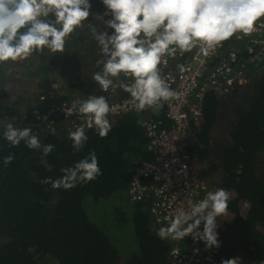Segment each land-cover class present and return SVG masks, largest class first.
<instances>
[{"label": "trees", "instance_id": "1", "mask_svg": "<svg viewBox=\"0 0 264 264\" xmlns=\"http://www.w3.org/2000/svg\"><path fill=\"white\" fill-rule=\"evenodd\" d=\"M235 43L229 40L224 49ZM7 65L0 67V81ZM252 78L248 87L226 97L209 92L204 120L190 135L191 174L209 182L212 190L223 187L233 194L229 204L233 218L226 224L223 241L238 247L244 264L264 261V70ZM44 79L49 86L46 75ZM73 87V91L108 95L88 76ZM73 91L44 93L25 110L0 99V122L15 119L19 127L31 126L28 123H36V115L72 101ZM165 114L164 106L159 113L148 109L121 115L111 121L112 130L104 138L88 129V142L80 152L72 148L70 129L63 122L52 132L33 129L42 144L55 145L47 157L23 143L9 146L0 123V264H168L173 241L156 235L159 228L149 203L138 202L134 209L124 210L120 199L127 197L138 165L156 157L148 149L144 119L167 125ZM214 133L219 144L213 145ZM93 149L103 172L96 180L71 190L42 183L44 178L60 177L62 168ZM9 153H15L16 159L4 167L2 158ZM242 204L247 206L245 212Z\"/></svg>", "mask_w": 264, "mask_h": 264}, {"label": "clouds", "instance_id": "2", "mask_svg": "<svg viewBox=\"0 0 264 264\" xmlns=\"http://www.w3.org/2000/svg\"><path fill=\"white\" fill-rule=\"evenodd\" d=\"M105 8L103 29L88 23L98 48L92 79L99 90L108 93L122 89L128 93L130 109L137 113L151 109L154 113L171 106L183 96L162 75L161 65L198 49L204 57L215 53L234 36H251L264 27V0H102ZM91 0H0V67L29 60L34 54H63L73 34L85 26L93 15ZM260 22V23H258ZM109 29L113 30L109 33ZM177 69L184 73V64ZM115 106L106 95H88L71 101L63 111L76 114L81 123L69 130L68 139L75 152L88 142V129L99 137L112 130L109 116ZM41 119V115H36ZM45 121L48 116L42 117ZM2 138L15 148L23 143L30 150L47 157L53 144H42L33 127H19L14 121L0 122ZM16 159L15 153L2 158L4 167ZM58 178L42 180L52 189L71 190L79 184L96 180L103 172L95 150L61 169ZM232 192L223 187L209 190L196 202L177 207L164 217L166 224L156 235L161 240L183 241L191 237L205 248H220L218 218L229 214ZM203 226V230H201ZM194 251H199L195 249ZM221 264H242L241 257L222 259ZM259 264H264L260 261Z\"/></svg>", "mask_w": 264, "mask_h": 264}, {"label": "built area", "instance_id": "3", "mask_svg": "<svg viewBox=\"0 0 264 264\" xmlns=\"http://www.w3.org/2000/svg\"><path fill=\"white\" fill-rule=\"evenodd\" d=\"M230 40L235 41V45L224 49L228 42L226 41L208 57L194 49L183 55L178 53L175 59L168 57L167 62L161 65L162 75L183 96L179 102L173 101L171 106L165 104L167 125H162L161 120L144 119L143 125L149 137L148 149L156 157L138 165L127 190L130 202L149 203L152 218L158 228L166 224L164 217L177 207L186 206L189 199L196 202L207 191L212 190L209 182L197 179L191 174L190 135L192 128L200 126L204 120L203 104L206 95L209 92L220 97L231 95L243 87H248L252 75L264 70V27H260L251 36L240 39L234 36ZM178 64L185 65L184 73L178 71ZM66 92L54 82L47 95L56 96ZM73 92L72 100L97 95ZM107 97L109 103L115 106L114 112L109 116L110 122L134 111L127 103L130 100L128 93L122 89L115 92L110 90ZM63 106L70 107L71 101L50 107L44 113L38 114L41 119L36 118V123L28 124L35 125V132L38 129L55 131L59 122L75 130L81 123L80 117L76 114L66 116ZM45 115L48 116L47 121L42 118ZM221 238L219 236L221 247L210 250L205 248L202 241L194 242L190 236L183 241H173L169 249L168 264H221L222 259L233 258ZM195 249L199 251H194Z\"/></svg>", "mask_w": 264, "mask_h": 264}, {"label": "rangeland", "instance_id": "4", "mask_svg": "<svg viewBox=\"0 0 264 264\" xmlns=\"http://www.w3.org/2000/svg\"><path fill=\"white\" fill-rule=\"evenodd\" d=\"M91 3L93 6V15L90 16L88 22H85V26L82 29H79L77 33L73 34L66 45L65 53L56 54V56L53 57L49 54L43 58L33 55L27 61L9 63L7 65L3 76L4 78L0 81L1 100L9 105H13L16 109L19 108L22 110L29 105H35L38 99H42V95L44 93L47 94L48 91L51 90L54 82L59 85L61 90L70 92L75 90L73 87L74 83L77 85L78 81L85 78V76L92 78L93 72L99 70L95 66V61L99 57L97 44L91 39L87 24L90 22L95 24L99 29H103L104 20L110 17L102 16L105 11L102 0H92ZM83 30L85 33L81 35ZM108 31L111 33L113 30L109 29ZM45 75L50 81L49 86H46V81L44 79ZM42 80H44V82H42ZM230 101L231 98L228 99V102ZM11 121H14V123L19 126L20 122L18 120L12 119ZM215 143H220L217 133H214L213 145ZM216 153L217 151H215V155ZM191 165H193V163H191ZM262 165V170L264 172V163H262ZM120 199L122 209H134L133 207L136 203L130 202L126 196H122ZM240 207V209L245 212L247 208L246 204H242ZM232 218L233 215L230 212L227 216L218 218L220 226L217 230L219 236L222 237V241L224 238H227L223 237L227 235L223 232L227 224L226 221H231ZM225 246L226 250L231 252L229 254L232 255V257H241L238 247L232 248V246H227L226 244ZM48 264H54V262H49Z\"/></svg>", "mask_w": 264, "mask_h": 264}, {"label": "flooded vegetation", "instance_id": "5", "mask_svg": "<svg viewBox=\"0 0 264 264\" xmlns=\"http://www.w3.org/2000/svg\"><path fill=\"white\" fill-rule=\"evenodd\" d=\"M229 212L231 213V211H230V210H229ZM232 215H233V214H232ZM231 221H232V220H231ZM231 221H230V222H231ZM227 222H228V221H226V223H227Z\"/></svg>", "mask_w": 264, "mask_h": 264}, {"label": "crops", "instance_id": "6", "mask_svg": "<svg viewBox=\"0 0 264 264\" xmlns=\"http://www.w3.org/2000/svg\"><path fill=\"white\" fill-rule=\"evenodd\" d=\"M68 92H69V91H68ZM78 92H82V91L78 90Z\"/></svg>", "mask_w": 264, "mask_h": 264}]
</instances>
